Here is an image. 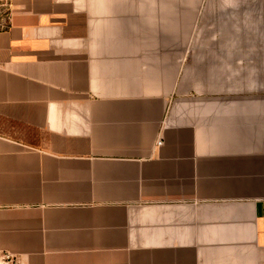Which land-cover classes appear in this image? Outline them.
<instances>
[{
  "label": "crops",
  "instance_id": "crops-1",
  "mask_svg": "<svg viewBox=\"0 0 264 264\" xmlns=\"http://www.w3.org/2000/svg\"><path fill=\"white\" fill-rule=\"evenodd\" d=\"M0 4V264H264V0Z\"/></svg>",
  "mask_w": 264,
  "mask_h": 264
},
{
  "label": "rangeland",
  "instance_id": "rangeland-1",
  "mask_svg": "<svg viewBox=\"0 0 264 264\" xmlns=\"http://www.w3.org/2000/svg\"><path fill=\"white\" fill-rule=\"evenodd\" d=\"M8 15V10L5 5L0 4V28L4 25V20ZM8 263L12 262V259L7 258L6 259Z\"/></svg>",
  "mask_w": 264,
  "mask_h": 264
},
{
  "label": "built area",
  "instance_id": "built-area-1",
  "mask_svg": "<svg viewBox=\"0 0 264 264\" xmlns=\"http://www.w3.org/2000/svg\"><path fill=\"white\" fill-rule=\"evenodd\" d=\"M158 145H161V140L158 142Z\"/></svg>",
  "mask_w": 264,
  "mask_h": 264
}]
</instances>
